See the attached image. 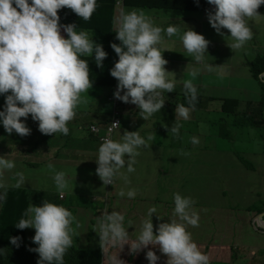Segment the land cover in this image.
I'll return each mask as SVG.
<instances>
[{
	"label": "clouds",
	"instance_id": "obj_1",
	"mask_svg": "<svg viewBox=\"0 0 264 264\" xmlns=\"http://www.w3.org/2000/svg\"><path fill=\"white\" fill-rule=\"evenodd\" d=\"M206 2L211 6L207 11L210 26L222 36V29L228 31V37L233 41L227 45L230 49L238 50L253 38L250 21L264 19L258 11L264 0ZM96 7V0H0V95L4 96L0 123L6 133L11 135L15 132L21 137L30 135L31 129L24 123L29 115L34 122H38V130L43 135L69 133L67 125L75 118L76 109L88 103L81 93H87L92 88L89 63L80 57L94 54L96 66L103 67L107 53L101 44L90 38L88 32H77L76 24H60L58 11L70 9L87 21ZM61 29L66 38L61 35ZM164 35L169 38L178 35L188 55L195 62H203L209 45L203 35L190 28L181 33L176 25L162 29L155 26L143 11L121 13L115 34L120 44H110L118 60L109 70L111 77L118 82L112 86L117 85L114 98L124 102L117 106L118 115H123V108L130 103L139 109L140 117L148 120L163 108V92L175 91V73L166 69L168 61L162 56L167 50L161 47ZM195 74L192 73L193 76ZM184 88L194 100L196 89L192 82L185 81ZM170 98L175 103L176 98ZM175 113L177 117L188 118V109L183 106H177ZM112 119L113 108L104 126L91 125L99 129L97 134L91 133L88 127V132L100 143L96 175L108 187L117 178L122 177L127 182L121 169L126 168L127 173L134 172L133 165L135 157L140 154L139 149L149 147L137 131H125L119 141L114 140L121 126L118 117L120 125L113 123L119 127L114 135L104 141L100 139ZM169 130L173 134L179 133L175 125ZM152 139V136L147 138ZM192 143H199L198 138L193 137ZM14 167L13 161L0 157V176ZM48 167L51 169L52 165ZM16 176V186L19 187L24 184L25 178L19 172ZM53 179L58 191L69 188V177L65 172H55ZM118 195L135 198L136 191L130 189L125 193L121 190ZM173 200L174 215L183 223L173 219L159 223L154 229L151 216L156 210L153 208L149 210L150 218L142 222L139 235L134 239L130 238L123 225L124 218L119 213L112 212L99 218L97 233L102 252L105 254L109 248H116L118 252L124 245H129L130 251L137 253L152 246L166 256V264H209V257L201 252L185 227V224L198 226V216L189 212L194 201L179 193L173 194ZM73 221L70 210L45 201L42 206L30 204L26 218L20 219L16 227L24 229V243L26 229H35L31 240L36 245L25 244L37 246L31 249L39 256L37 264H64V256L69 249H73ZM19 239L11 237L10 243L19 247ZM145 258L148 264H157L160 259L151 249L145 253ZM112 264H124V261L116 254L112 257Z\"/></svg>",
	"mask_w": 264,
	"mask_h": 264
},
{
	"label": "rangeland",
	"instance_id": "obj_2",
	"mask_svg": "<svg viewBox=\"0 0 264 264\" xmlns=\"http://www.w3.org/2000/svg\"><path fill=\"white\" fill-rule=\"evenodd\" d=\"M171 11H178L184 15L190 13L186 9H172ZM117 13L116 24L119 20L118 10ZM201 13L199 19L203 18V21H208L207 11ZM199 19H195L196 23L192 27L198 34H200L202 25ZM249 26L255 28L253 43L249 40L242 48L231 49L235 55L230 57L217 50L216 58L209 59V64L215 65L218 55L219 60L226 63L227 67H222L219 64L220 66L207 68L200 102L197 103V98L190 102V105H194L196 108L187 107L186 101L181 97L177 104L162 108L148 120L139 123L142 130L139 135L145 138L149 147L139 149V164H145V168L141 166L138 176L135 174L130 176V181L140 191L141 196L146 198L147 203L156 206L157 212L161 216L166 209L165 204H167L168 211L174 214V193L190 197L194 201L189 212L198 216V226L185 224V227L191 233V238L196 244L206 242L218 245L220 240L234 241L233 249L234 247L235 249L233 251L227 247L209 248L201 251L209 257V264H264V230L257 222L247 226L244 215L245 210L254 213L264 210L263 143L259 132L243 124L245 119L241 114L243 111L247 112L249 107H255L256 103L249 107L245 103L255 102L260 95L257 82L251 77L248 68L242 65L241 58L250 61L258 53L264 51V19L250 21ZM202 30L204 36L208 35L217 44L227 46L233 42L228 37L230 34L226 29H222L223 36L217 34L210 24ZM213 52L214 49H211L208 55ZM185 68L189 69V72L198 70L191 65H187ZM81 95L87 96L88 92L81 93ZM210 99L215 100L210 102ZM218 99L236 100L239 107H236L234 113L227 112L230 115L221 111L215 112L214 107ZM177 106L188 109L187 119L176 116ZM251 110L250 108V112H247L250 116ZM180 121H183L182 124L179 123ZM173 125L178 126V135L169 130ZM38 132L42 142L53 136L43 135L39 130ZM63 136L71 143L75 141L69 148L78 151L72 157L64 156L62 162L57 164L55 169H58V172L66 173L69 177L68 189L77 196L79 194L76 190L78 184L70 177V175L73 178L77 177L73 161L82 163L91 158L90 153L96 147V140H75V136L70 132ZM149 136H152L153 139L147 140ZM193 137L198 138L199 143L193 144ZM61 148L62 146L58 144L52 146L49 155L53 158L50 160L56 162L54 150H61ZM16 150L21 153L28 151L25 148L17 147ZM83 151H88V155L85 156ZM226 151L232 152L234 157L219 153ZM31 157L43 158V163L34 169H26L23 175L39 187L40 184L36 180L40 181L46 191H57L52 176L55 170L49 171L48 168L52 162L47 161L42 152L33 153ZM240 158L250 163L253 168L243 165ZM106 192L107 189H104V193ZM47 197L51 199L53 194H49ZM109 198L110 191L105 194V201L108 202ZM107 205L105 203L101 214H97L95 219L108 213L110 207L108 208ZM96 206L99 205L96 204ZM141 206L140 202H136L131 212L140 210ZM80 208L85 209L83 205H80ZM78 211L76 218L84 221L86 214L84 215L83 210ZM254 213L251 214L252 219L256 218ZM178 222L183 223L179 220ZM94 223L92 220L89 224ZM230 224H234L235 227H230ZM242 226L244 228H241ZM226 229L232 230L227 233L228 235L237 236L220 237L223 230ZM33 236L26 238L25 243L36 245L31 240ZM241 242L243 243L241 244Z\"/></svg>",
	"mask_w": 264,
	"mask_h": 264
},
{
	"label": "crops",
	"instance_id": "obj_3",
	"mask_svg": "<svg viewBox=\"0 0 264 264\" xmlns=\"http://www.w3.org/2000/svg\"><path fill=\"white\" fill-rule=\"evenodd\" d=\"M114 22L118 15L117 10L119 12V17L121 13H127L133 10L136 11H143V13L151 19L153 24L155 26H159L162 29H166L169 25H176L180 29L181 33L185 31L187 28H190L195 25V19L202 15L201 11H190L188 15H184L181 12L178 11H171V10H156V9H143L139 7H130L128 5H125L123 0H116L114 3ZM169 14V15H167ZM166 15V16H165ZM197 16V17H196ZM202 23L200 27V34H202V29L207 27L209 25L208 21H203L202 19H199ZM116 23V22H115ZM118 23L116 24V26ZM253 32V38L251 39V42L253 43V39L255 38V28H251ZM194 31V30H193ZM61 35L65 36L66 33L63 32L61 29ZM204 36V35H203ZM208 41L209 45L207 48V53L204 56L203 62H195L194 59L188 55V53L184 50L180 40L179 36H172L171 38L164 35V41L161 45L162 48L167 49L162 53V56L164 59L168 61L166 65V69L170 72L175 73V79H176V89L174 92L167 93L163 92V94H168L170 96H174L175 103L177 104L178 100L182 97L183 100L186 102L191 99V94L184 88V82L185 81H191L193 86L196 89L195 97H201L200 94L204 90L205 81L204 76L207 68H211L212 66H222L227 67L225 64L222 63L221 60H219V57L217 55V63L215 65L209 64V59H215L216 58V51L219 50L222 53H225L227 56L235 55L234 52L226 45H220L216 42L212 41L208 35L204 36ZM223 46V47H222ZM214 49V52L210 55H208V52ZM170 50V51H168ZM216 52V53H215ZM251 61V60H250ZM242 65L246 66V63L249 62L247 59L241 58ZM220 64V65H219ZM191 65L194 69H198L195 73V76L192 75L193 72H189L185 66ZM248 68V67H247ZM117 82V80H115ZM118 83V82H117ZM110 92V88H97L96 86H92L91 89L88 91V95L84 96V98L87 99L88 103L87 105H81L76 109V116L75 118L70 121L67 125L69 128V132L72 133L75 136V140H85V139H93L96 140V147L95 149L90 153L91 158L88 160L78 163L77 161H73V164L75 166V169L77 170V177L73 178L71 175V179L75 182H77L78 187L77 191L79 194L74 195L70 189H65L64 191H46L43 188V184L39 182L40 187L33 184L31 182V179L25 178L24 184L17 187V180L18 177L16 176V173H24L26 169H34L36 166H39L43 163V158L40 157H31V154L36 152H42L45 154V157L47 158V161L52 162V168L55 172H58V169L56 165L62 162V159L64 156L72 157L74 156V153L78 150L76 149H70V145L74 142H69L62 134H55L51 136L50 138L46 139L45 142H42L43 140L39 136L38 132V122H34L31 119V116L27 118V120H24V123L27 127L31 129V134L25 137H21L17 135L15 132H13L11 135L5 132L2 123H0V157H4L5 159H8L10 161H13L15 164V167L8 171H4L3 175L0 176V193L2 189L5 188H16V189H41L47 192V195L44 197L41 201H36L29 199L27 201V209L29 205H35V206H42L43 202H49L56 205L63 206L70 210L74 216V221L72 224L73 228V246L71 248L81 249V250H99L101 252V264H112V257L117 254L118 258L122 261H124V264H148L147 259L145 256H143L149 249L154 251L157 256L160 257V259L157 261V264L162 263L164 260H166V256L162 255L158 248H153L152 246H149V249H143L137 253H132L129 249V245H124L123 249L117 252L116 248H109L108 251L104 254L100 248L99 244V236L97 233V222L98 219L102 216H105L106 214H110L112 212L119 213L121 216H123V225L125 228H127V231L129 233L130 238L134 239L136 236L139 235L140 227L143 221L148 220L149 217V210L155 209V213L151 216V222L155 227L159 223L163 222H169L173 219H177L174 214H172L167 209V204H165V210L163 216H161L157 212L156 206H154L152 203H147L145 200L146 198L141 196L140 191H138L134 184L130 181V176L135 174L138 176L140 174V168L143 166L145 168V164H139V158L140 154L135 157V164L133 167L135 168V171L132 173H127L126 168L121 169V172L127 177V182L124 178H117L114 183L111 186H106L102 183V181L99 179V177L96 175V160L98 155V148L100 146L99 141L97 138L93 135H91L88 132V127L91 125H96L99 127L104 126L109 121V113H108V104L107 107L104 109L102 107V104L99 100V98L103 97L104 94ZM164 102L163 108H168L173 106V104L168 103L164 97H162ZM213 100V99H210ZM215 100V99H214ZM223 100L227 101H236L233 99H218L216 100V106L214 107V111H221V108L223 106ZM211 102V101H210ZM254 104L257 103V100L255 102H246L245 104ZM4 107V96L0 95V111L3 110ZM239 107V106H238ZM211 109V108H210ZM222 112V111H221ZM122 122L120 128L117 130L114 140L119 141L121 139V135L125 131H137L139 134L142 131L139 127V123L143 122L144 119L139 116V109L136 108L135 105H132L128 103L126 107L122 110ZM226 115L227 112H224ZM191 118V117H190ZM23 120V118H21ZM183 121H180L179 123L182 124ZM181 132L183 130H180ZM62 146L61 150L55 149L54 150V160L56 162H53V157L49 155V151L52 148V146L55 145ZM17 148L23 149L25 148L27 153H21L16 150ZM63 150V152H61ZM196 151V150H195ZM84 155H88V151H83ZM221 155L225 156H232V152H219ZM127 159V156L125 157ZM49 168V167H48ZM49 168V171H51ZM55 172H53L52 176H54ZM52 173V172H51ZM143 173V171H142ZM141 173V175H142ZM141 177V176H140ZM80 186V187H79ZM104 189H107V192L104 193ZM134 189L136 191L135 198H128L127 195L121 197L118 195V193L123 190L125 193H127L128 190ZM110 191V198L109 201H105V194H107ZM49 194H53V198L49 199L47 196ZM136 202H140L142 204L141 209L137 210L135 212H131V210L134 208V205ZM105 203H107L108 208L110 207V210L106 214H102L100 217L96 218L97 214H101L102 208L105 206ZM99 205V206H96ZM80 205H83L85 209L80 208ZM90 209V210H89ZM78 210H83L84 215L86 214V218L84 221H81V219H77L76 215L79 213ZM251 212L248 210H245V220L246 225L248 224H254V219L251 218ZM237 218V217H236ZM234 218V219H236ZM94 221V224H89L91 221ZM178 222V220H177ZM77 224L79 227H77ZM230 227H235L234 224H230ZM241 228H244L243 226ZM231 229L223 230V233L220 235V237H226V236H237L234 234L228 235L227 233L231 232ZM35 234V229L33 228H27L25 232V239L29 236H32ZM228 242V244H226ZM240 242V241H239ZM243 242H241L242 244ZM198 246L203 248L204 250H208L209 248H233L234 241H221L220 244L214 245L209 244L206 242H198ZM235 249V247H234ZM233 249V250H234Z\"/></svg>",
	"mask_w": 264,
	"mask_h": 264
},
{
	"label": "trees",
	"instance_id": "obj_4",
	"mask_svg": "<svg viewBox=\"0 0 264 264\" xmlns=\"http://www.w3.org/2000/svg\"><path fill=\"white\" fill-rule=\"evenodd\" d=\"M116 0H96L97 7L93 12L91 18L87 21L79 18L70 9H61L58 11L60 17V24H76V31H86L89 33L96 43L102 45L104 51L107 53V58L103 60V67H97L93 56H81L80 59L87 60L89 63V77L92 81V86L97 88H112L115 82V78L111 77L109 70L113 67L114 62L118 60V57L110 47L111 43L120 42L116 40L115 34L118 28L112 19V13L114 15V3ZM125 5L130 7H139L143 9H156V10H189V11H201L206 12L211 9V6L207 4L206 0H123ZM258 11L264 16V5H262ZM248 71L251 77L257 82L260 95L257 99L255 107L251 106V103L246 104L247 112L251 110V116L247 112H241L245 121L243 124L256 130L260 133L261 141L263 143L262 152L264 155V83L260 79V74L264 73V51L258 53L256 57L246 63ZM110 94H104L99 98L102 107L105 109L108 104L109 116L112 114V104L107 102V96ZM201 96V95H200ZM162 97L170 103L174 104L172 98L167 94H162ZM196 101L200 102L199 97ZM199 99V100H198ZM192 99H189L185 105L187 107H194L190 105ZM214 100V99H213ZM210 100V101H213ZM239 106L237 101L223 100L222 112L234 113L236 107ZM122 122V114L117 116ZM243 165L253 168V166L240 158ZM248 165V166H247ZM3 193L0 195V264H37L39 256L36 252L31 251L37 246L26 245L23 241L24 229H18L16 225L20 219L26 218L27 201L29 199L41 201L47 195V192L41 189H16L5 188L2 189ZM250 212V211H249ZM264 212V210L251 212L255 216ZM264 221V216L262 217ZM11 237H19V247L10 243ZM200 250L204 249L199 246ZM233 251V248H232ZM64 264H101V255L98 250H81V249H69L64 256ZM160 264H166L164 260ZM216 264V263H211Z\"/></svg>",
	"mask_w": 264,
	"mask_h": 264
},
{
	"label": "built area",
	"instance_id": "obj_5",
	"mask_svg": "<svg viewBox=\"0 0 264 264\" xmlns=\"http://www.w3.org/2000/svg\"><path fill=\"white\" fill-rule=\"evenodd\" d=\"M116 87H117V85H115L114 87H112V89H111V91H110V93H109L110 96L107 98L108 103L112 104V108H113V119H112V120L109 122V124H108L107 126H105V128H104V135L100 138V139L103 138V139H102L103 141H104L105 139H110V138L114 135L115 131L119 128V127H115V126L113 125V123H116V122L119 123V121H118V119H117V116H118V114H119V112H118V110H117V106L123 104L124 102H122V101H120V100L114 98L113 93L116 91ZM121 94H122V93H121ZM119 125H120V123H119ZM89 130H90V132L93 133V134H97L98 131H99V129H98L96 126H90V127H89Z\"/></svg>",
	"mask_w": 264,
	"mask_h": 264
},
{
	"label": "water",
	"instance_id": "obj_6",
	"mask_svg": "<svg viewBox=\"0 0 264 264\" xmlns=\"http://www.w3.org/2000/svg\"><path fill=\"white\" fill-rule=\"evenodd\" d=\"M260 79L262 80V82L264 83V73L260 74ZM263 112H264V107H263ZM264 216V213H260L256 216V218L254 219L253 223L255 224V222H257V224L264 230V221L262 220V217Z\"/></svg>",
	"mask_w": 264,
	"mask_h": 264
}]
</instances>
